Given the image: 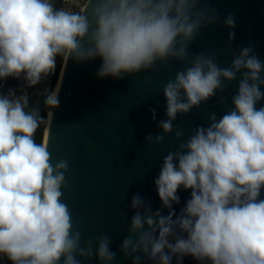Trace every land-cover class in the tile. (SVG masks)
I'll list each match as a JSON object with an SVG mask.
<instances>
[{
    "label": "clouds",
    "instance_id": "9594fccd",
    "mask_svg": "<svg viewBox=\"0 0 264 264\" xmlns=\"http://www.w3.org/2000/svg\"><path fill=\"white\" fill-rule=\"evenodd\" d=\"M200 0H85L80 11L56 7L55 0H0V81L23 79L25 87L0 93V260L10 264H81L94 255L113 264L110 237L91 238L73 231L71 212L62 200L68 161L52 162L48 144L35 135L49 131L53 112L42 117L29 109L27 89L64 64L102 61L97 77L123 79L154 70L159 63L185 62L188 46L202 26L217 20ZM235 27L229 15L225 21ZM234 33L229 32V47ZM241 74L233 107L220 119L213 113L208 127L198 126L163 159L154 180L163 208L152 212L139 195L121 252L140 264H182L186 256L198 264H264V62L251 46L221 67L214 55L201 53L168 80L163 134L146 136L162 144L174 131L177 114L185 115L225 90V81ZM60 83L45 91V107L59 106ZM30 93V92H29ZM153 120L156 119L152 109ZM183 131L175 129L180 141ZM191 190L177 215L178 190ZM139 253V254H138ZM142 254V255H140Z\"/></svg>",
    "mask_w": 264,
    "mask_h": 264
},
{
    "label": "water",
    "instance_id": "95a60500",
    "mask_svg": "<svg viewBox=\"0 0 264 264\" xmlns=\"http://www.w3.org/2000/svg\"><path fill=\"white\" fill-rule=\"evenodd\" d=\"M198 7L214 10L218 18L201 27L188 46L185 62L158 63L154 70L116 80L110 76L97 77L102 64L99 58L80 63L70 58L66 64L63 62L59 74V106L50 109L53 124L49 131L45 130L43 142L49 146L53 164L68 161L62 200L71 212L73 231L82 233V243L91 238L94 248L97 237L109 236L110 248L116 253L113 264H133L121 252L135 211L131 208L132 197L139 194L153 213L160 210L168 215L169 210L163 208L154 184L164 157L169 151H175L198 126L208 127L211 114L220 119L233 107L232 97L238 93L241 74L230 83L225 81L222 93L217 91L214 97L185 115L177 114L173 133L162 144L149 145L146 136L163 134L157 125L167 119L164 85L201 53L214 55L221 67H228L234 54L251 46L264 62V0H200ZM229 15L234 18L233 29L224 23ZM230 31L234 39L229 47ZM52 82L53 78H49L35 86L30 93L29 109L39 108L40 114L48 111L45 97L41 99L38 94L39 85L51 91L56 87ZM261 90L264 91V86ZM262 106L264 99L256 105ZM152 109L156 112L155 120ZM177 128L183 131L180 141L175 139ZM177 195L180 203L173 207L179 215L190 199L191 190L181 187ZM260 198H264V189ZM81 264L100 262L94 255L91 259L81 258ZM140 264L153 262L143 258ZM172 264H177L175 257ZM182 264H198V261L186 256Z\"/></svg>",
    "mask_w": 264,
    "mask_h": 264
},
{
    "label": "built area",
    "instance_id": "2783aa9c",
    "mask_svg": "<svg viewBox=\"0 0 264 264\" xmlns=\"http://www.w3.org/2000/svg\"><path fill=\"white\" fill-rule=\"evenodd\" d=\"M60 3L61 7L69 8L70 10H79L85 0H55V3ZM25 87L23 79H13L11 77L6 80L0 81V93L7 94L9 89H16L19 94V89ZM29 92V89H27ZM29 94V93H28Z\"/></svg>",
    "mask_w": 264,
    "mask_h": 264
},
{
    "label": "trees",
    "instance_id": "16d2710c",
    "mask_svg": "<svg viewBox=\"0 0 264 264\" xmlns=\"http://www.w3.org/2000/svg\"><path fill=\"white\" fill-rule=\"evenodd\" d=\"M55 4H56V7H58V8L61 7L60 3L56 2ZM62 65H63V58L58 56L56 59L55 72L53 74V82H52L53 86L57 85V83L59 81V78H60L59 74L61 72ZM33 89H34V87L30 88V91H32ZM41 116L45 117V118L47 117L45 111L41 114ZM44 133H45V126L41 125V127L38 129V131L35 135V139L38 143H40L41 141L44 140ZM0 264H10V262L5 259V260H0Z\"/></svg>",
    "mask_w": 264,
    "mask_h": 264
},
{
    "label": "bare ground",
    "instance_id": "6f19581e",
    "mask_svg": "<svg viewBox=\"0 0 264 264\" xmlns=\"http://www.w3.org/2000/svg\"><path fill=\"white\" fill-rule=\"evenodd\" d=\"M61 73H62V72H61ZM60 76H61V75H60ZM58 82H60V80H59ZM55 88H56V87H54V89H55ZM46 90H48V88H47V87H44L43 90H40V91H39L38 94H39V96L41 97V99H42L43 97H45L44 93H45ZM48 111H50V109H48ZM48 111H47V112H48ZM46 134H47V133H46ZM45 139H46V138H45Z\"/></svg>",
    "mask_w": 264,
    "mask_h": 264
},
{
    "label": "rangeland",
    "instance_id": "374dc122",
    "mask_svg": "<svg viewBox=\"0 0 264 264\" xmlns=\"http://www.w3.org/2000/svg\"><path fill=\"white\" fill-rule=\"evenodd\" d=\"M75 11H79V10H75ZM39 86H40V89H39V90H43V88H44L43 86H44V85L41 84V85H39ZM28 93H29V92H28ZM30 93H31V92H30ZM30 93H29V95H30V98H29V106H30V101H31L30 99L32 98V96H31ZM33 98H36V97L33 95ZM45 113H46V116H47V112H45Z\"/></svg>",
    "mask_w": 264,
    "mask_h": 264
},
{
    "label": "flooded vegetation",
    "instance_id": "af4514ba",
    "mask_svg": "<svg viewBox=\"0 0 264 264\" xmlns=\"http://www.w3.org/2000/svg\"><path fill=\"white\" fill-rule=\"evenodd\" d=\"M49 78H53V74H52L50 77H48L47 79H43V80L41 81V83H42V82H47V80H48ZM44 87H45V86H44ZM34 88H35V87H34ZM33 90H34V89H33ZM33 90H32V91H33ZM29 92H31V91H30V88H29ZM29 98H30V97H29Z\"/></svg>",
    "mask_w": 264,
    "mask_h": 264
},
{
    "label": "crops",
    "instance_id": "0c3cea01",
    "mask_svg": "<svg viewBox=\"0 0 264 264\" xmlns=\"http://www.w3.org/2000/svg\"><path fill=\"white\" fill-rule=\"evenodd\" d=\"M29 97H30V95H29Z\"/></svg>",
    "mask_w": 264,
    "mask_h": 264
}]
</instances>
